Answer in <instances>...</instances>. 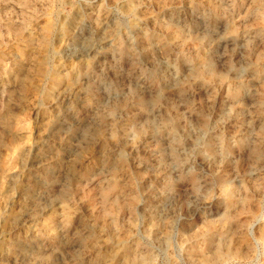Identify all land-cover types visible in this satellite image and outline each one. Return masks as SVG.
I'll return each instance as SVG.
<instances>
[{"label":"rangeland","instance_id":"1","mask_svg":"<svg viewBox=\"0 0 264 264\" xmlns=\"http://www.w3.org/2000/svg\"><path fill=\"white\" fill-rule=\"evenodd\" d=\"M262 230L264 0H0V264H264Z\"/></svg>","mask_w":264,"mask_h":264},{"label":"bare ground","instance_id":"2","mask_svg":"<svg viewBox=\"0 0 264 264\" xmlns=\"http://www.w3.org/2000/svg\"><path fill=\"white\" fill-rule=\"evenodd\" d=\"M232 196V195H231ZM246 209L244 208V211ZM230 217H227L226 220H228ZM260 240L262 241L263 245H264V230L261 231V234H260ZM209 244L212 245V241L209 240ZM222 242H219L218 244L215 245V247H213L211 249V257L210 258H207L205 259L203 262V264H219L221 263L222 261H225V260H229V259H232V258H235V257H248V252H246V254L244 252H239L233 248H231V245L230 246H226V249H224L223 245H221ZM226 245V244H225ZM131 264H136V263H132V261L130 262Z\"/></svg>","mask_w":264,"mask_h":264}]
</instances>
